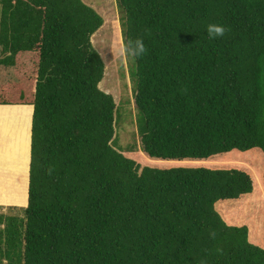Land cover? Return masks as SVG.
Segmentation results:
<instances>
[{"label":"trees","instance_id":"trees-1","mask_svg":"<svg viewBox=\"0 0 264 264\" xmlns=\"http://www.w3.org/2000/svg\"><path fill=\"white\" fill-rule=\"evenodd\" d=\"M115 3L123 39L146 49L132 59L141 151L257 149L264 184V0ZM208 24L225 34L210 39ZM101 26L81 0H0V105L32 106L26 206L0 215V264H264L246 227L214 210L252 192L248 174L139 168L116 149L90 43Z\"/></svg>","mask_w":264,"mask_h":264},{"label":"rangeland","instance_id":"rangeland-1","mask_svg":"<svg viewBox=\"0 0 264 264\" xmlns=\"http://www.w3.org/2000/svg\"><path fill=\"white\" fill-rule=\"evenodd\" d=\"M83 4L94 2L98 6L99 0H81ZM88 6V5H87ZM110 11L102 14L105 20L102 26L90 37V43L95 51L103 53L107 59L103 63V77L98 84L100 90L111 95L115 104L112 141L121 154L133 160L139 168L153 169L172 168H206V169H238L246 174L252 182V192L235 201H218L214 210L221 220L230 226H245L249 243L264 250V184L262 182V159L257 149L244 152L229 151L218 154L207 160H157L148 158L140 148V119L133 104L134 81L132 78V59L125 61L118 55L119 42L123 37L122 20L115 0H110ZM107 13V17L104 14ZM28 53L25 57L29 67L33 64ZM7 97V96H6ZM28 108L0 106V168L14 178V191L0 190V203H22L21 188L17 180L24 174L26 152V128ZM113 146V147H114ZM9 175H1L0 182ZM1 216L22 217V211L17 208H0Z\"/></svg>","mask_w":264,"mask_h":264},{"label":"crops","instance_id":"crops-1","mask_svg":"<svg viewBox=\"0 0 264 264\" xmlns=\"http://www.w3.org/2000/svg\"><path fill=\"white\" fill-rule=\"evenodd\" d=\"M99 5L102 4L104 8H98L95 7L94 2L90 4H86L89 7H91L102 19V14L105 13V11H110V0H99ZM102 13V14H101ZM105 17H107V13L104 14ZM105 20L102 19V24L104 23ZM0 106H5V107H18V108H28V116H27V128H26V152H25V165H24V174L21 172L22 176L20 177L18 181L19 187L21 188V196H22V203L20 204H13V203H8V204H3L0 203V208H17L22 210L26 206V199H27V175H28V162H29V144H30V121H31V113H32V106L31 105H0ZM9 175L4 178V182H0V190L4 192H10L14 191L15 188L13 187L14 184V178H12L10 175L12 172H6V169L1 167L0 168V176L1 175ZM253 189V188H252ZM238 200V199H237ZM230 201H235V200H230ZM230 226V225H229Z\"/></svg>","mask_w":264,"mask_h":264},{"label":"clouds","instance_id":"clouds-1","mask_svg":"<svg viewBox=\"0 0 264 264\" xmlns=\"http://www.w3.org/2000/svg\"><path fill=\"white\" fill-rule=\"evenodd\" d=\"M206 31L209 38L213 39L216 37H222L225 34L226 29L223 25L208 24L206 27ZM145 51L146 49L142 39L137 38L135 40L129 39L125 41L123 37H121V40L119 42L118 55L123 60L128 61L130 59L140 57L145 53ZM99 55L101 56L102 61L107 59V57L103 53H100ZM0 227H3V225H0ZM3 264H7L6 259L3 261Z\"/></svg>","mask_w":264,"mask_h":264}]
</instances>
